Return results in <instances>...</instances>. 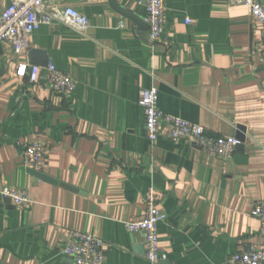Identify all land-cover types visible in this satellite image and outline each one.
Instances as JSON below:
<instances>
[{"label":"crops","instance_id":"crops-1","mask_svg":"<svg viewBox=\"0 0 264 264\" xmlns=\"http://www.w3.org/2000/svg\"><path fill=\"white\" fill-rule=\"evenodd\" d=\"M11 1L0 0V14ZM118 2L143 24L110 0H60L88 16L87 32L54 21L25 49L1 43L0 264H74L63 253L72 231L104 239L105 264H149L145 233L125 222L145 215L150 187L167 213L158 229L168 264H225L264 245L252 215L264 202L262 25L228 0H165L164 31L151 42L147 0ZM31 61L72 75L74 93L50 89L44 71L34 83L17 75ZM153 86L162 111L211 134L237 137L244 126V146L222 159L171 141L167 122L150 141L139 101ZM32 142L45 148L42 172L77 192L29 172L23 150ZM4 187L27 189L31 202L13 204Z\"/></svg>","mask_w":264,"mask_h":264},{"label":"built area","instance_id":"built-area-1","mask_svg":"<svg viewBox=\"0 0 264 264\" xmlns=\"http://www.w3.org/2000/svg\"><path fill=\"white\" fill-rule=\"evenodd\" d=\"M60 0H12L10 5L0 14V44L12 41L19 49H25L31 33L43 24L62 21L81 33L90 28L87 15L72 6L60 8ZM234 5H243L262 25L264 44V4L260 0H228ZM165 0H147L146 21L149 24V40L158 41L165 27ZM189 21V20H188ZM124 26V23H120ZM264 60V50L262 53ZM44 71L47 84L55 92L72 95L76 88V80L69 73L59 70L55 64L46 67L21 63L17 75H28L30 82L39 80ZM145 114V129L150 141L155 142L161 136L163 122L169 124L167 136L173 142L186 140L205 153L229 159L235 152L240 140L235 136L214 135L200 125L182 117L165 113L159 107V89L156 86L141 91L139 101ZM45 148L41 142H32L23 150L26 166L42 171ZM1 194L15 205H27L31 195L27 189L4 187ZM146 213L142 217H134L125 222L130 232L145 233V258L149 264H164L167 255L162 251L159 238V223L166 220L167 213L158 206L154 188L150 187L146 196ZM252 215L264 225V202L257 203ZM106 243L94 234L72 231L63 253L72 258L74 264H105ZM225 264H264V245H250L242 251L231 255Z\"/></svg>","mask_w":264,"mask_h":264},{"label":"water","instance_id":"water-1","mask_svg":"<svg viewBox=\"0 0 264 264\" xmlns=\"http://www.w3.org/2000/svg\"><path fill=\"white\" fill-rule=\"evenodd\" d=\"M110 3L114 7V9L117 10L118 12H120L122 15L130 18L131 20H133L134 22H136L139 25L143 24L144 21H143V19L141 17H139L138 15H135L131 11V9H127V8L122 7L120 5V3L118 2V0H110ZM0 49H1V44H0ZM37 53H38L37 49H33V50L30 51V57L32 58V60H34V58H36L35 56H36ZM31 62H32L31 64H35V63H33L35 61H31ZM46 66H47V64H46ZM237 138L240 140V143L237 145V147L244 146L245 141H246V128L244 126H240L239 127V132L237 134ZM29 172L32 175L38 177L39 179H42L44 181H47V182L55 184V185H60V186H62L65 189H68V190H71V191H74V192H77V190H78V189H76L75 187H73L71 185H68V184L63 183V182H59L57 179H54L53 177L45 174L42 171H38V170L30 168ZM164 263L168 264V262H165V261H164Z\"/></svg>","mask_w":264,"mask_h":264}]
</instances>
